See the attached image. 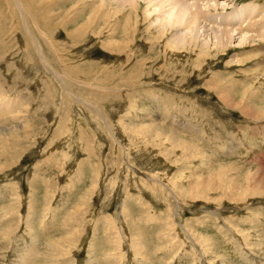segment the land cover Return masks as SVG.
<instances>
[{"label":"rangeland","instance_id":"374dc122","mask_svg":"<svg viewBox=\"0 0 264 264\" xmlns=\"http://www.w3.org/2000/svg\"><path fill=\"white\" fill-rule=\"evenodd\" d=\"M116 1L0 0V264H264V36Z\"/></svg>","mask_w":264,"mask_h":264},{"label":"bare ground","instance_id":"6f19581e","mask_svg":"<svg viewBox=\"0 0 264 264\" xmlns=\"http://www.w3.org/2000/svg\"><path fill=\"white\" fill-rule=\"evenodd\" d=\"M184 1L185 0L182 2L179 0H144V3L146 4V12L152 7L154 2H157L156 5L153 6L154 8L159 7L158 4L160 5L161 2L168 3L170 8L164 13L165 19H167L168 24H178V36L176 35L173 37V45L181 47L182 45L184 46L185 43H189L196 46V44L201 43L203 47H208V39L210 40V34L208 31L212 32L211 35H213L215 40V47L218 48H225L227 43H233L236 40L235 36H238L237 39L241 40L240 44L241 42L246 43L250 41L259 43L260 37L263 38L264 36V31L261 32L263 26L258 27L259 22L254 20V11L252 9L248 10V12L246 11V8L243 7L237 11L236 9L233 10L231 13L225 12L223 14H218L216 12L217 9H219V7H225L226 2H217V0ZM116 2L130 5V12H132L135 9V6H137L135 0H117ZM17 4L19 9L23 11V5L20 0H17ZM212 12H216L217 14H211ZM162 20L159 21V24L162 23ZM172 26H174V24H172L171 27ZM235 26H237L238 29H236ZM187 28L188 30L184 31ZM32 255L34 256L35 252ZM30 261L31 259H29V262Z\"/></svg>","mask_w":264,"mask_h":264}]
</instances>
